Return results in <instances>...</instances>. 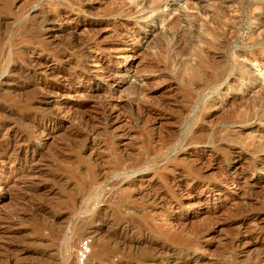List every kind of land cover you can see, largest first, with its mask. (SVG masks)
Masks as SVG:
<instances>
[{
	"label": "rangeland",
	"instance_id": "374dc122",
	"mask_svg": "<svg viewBox=\"0 0 264 264\" xmlns=\"http://www.w3.org/2000/svg\"><path fill=\"white\" fill-rule=\"evenodd\" d=\"M0 264H264V0H0Z\"/></svg>",
	"mask_w": 264,
	"mask_h": 264
},
{
	"label": "built area",
	"instance_id": "2783aa9c",
	"mask_svg": "<svg viewBox=\"0 0 264 264\" xmlns=\"http://www.w3.org/2000/svg\"><path fill=\"white\" fill-rule=\"evenodd\" d=\"M89 243L88 242H83L80 246V252H79V259L81 262H84L85 260L88 259L90 255V248H89Z\"/></svg>",
	"mask_w": 264,
	"mask_h": 264
},
{
	"label": "bare ground",
	"instance_id": "6f19581e",
	"mask_svg": "<svg viewBox=\"0 0 264 264\" xmlns=\"http://www.w3.org/2000/svg\"><path fill=\"white\" fill-rule=\"evenodd\" d=\"M126 237V236H125ZM112 238V237H111ZM116 240V239H115ZM121 241V240H120ZM123 242V241H122ZM125 244V243H124ZM138 245V244H137ZM133 246V245H132Z\"/></svg>",
	"mask_w": 264,
	"mask_h": 264
}]
</instances>
